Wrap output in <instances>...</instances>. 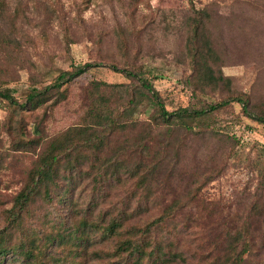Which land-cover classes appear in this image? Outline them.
Here are the masks:
<instances>
[{"label": "trees", "instance_id": "obj_1", "mask_svg": "<svg viewBox=\"0 0 264 264\" xmlns=\"http://www.w3.org/2000/svg\"><path fill=\"white\" fill-rule=\"evenodd\" d=\"M104 1L121 18L96 28L81 18L89 0H70L73 17L61 0H0V135L8 139L0 148V264H264V145L247 157L251 188L228 202L200 195L239 142L219 125L231 103L264 125V99L221 71L229 58L254 56L264 0H188L177 20L142 11L144 0ZM77 34L98 60L69 69L50 60L55 74L45 83L39 43L56 38L68 53ZM166 53L182 67L193 105L167 110L153 88L150 61ZM98 65L123 75L122 96L105 118L82 117L83 88L74 94L69 83ZM20 71L18 99L8 85ZM136 91L148 102L146 119L122 120ZM72 99L73 116L53 127Z\"/></svg>", "mask_w": 264, "mask_h": 264}, {"label": "rangeland", "instance_id": "obj_2", "mask_svg": "<svg viewBox=\"0 0 264 264\" xmlns=\"http://www.w3.org/2000/svg\"><path fill=\"white\" fill-rule=\"evenodd\" d=\"M64 10L70 17L74 16L68 9L70 0H61ZM211 0H191L196 7H201ZM220 7L225 5V1L216 0ZM188 7V0H144L139 8L150 11L157 16L176 17L178 19L181 12ZM223 9L222 11H226ZM81 18L89 26L100 28L101 26L111 27L117 19H120L119 8L116 5H108L104 0H89ZM259 36L260 45L257 47L254 56L237 62V59H228V62L221 67L224 75L231 76L233 83L239 89L251 94L253 98L264 99V25L260 24ZM53 31H57L53 27ZM158 43V41H157ZM165 42H162L164 44ZM56 38L39 43V70L42 80L47 83L51 81L55 72L47 66L49 61L61 69H69L72 65L84 62L97 61V53L94 44L85 39L83 35L77 34L76 41L69 45V52L66 53L60 47ZM161 46V45H160ZM154 78H151L152 86L162 99L167 110L193 105V99L189 92L179 83L182 67L171 60L169 54L163 57L154 55L150 61ZM19 80L9 84L11 93L16 98H21L26 89L25 73L19 72ZM126 79L120 72L114 71L107 66H92L84 73L73 79L69 83L72 93L80 92L83 88L86 105L79 113L86 118L108 116L111 108L122 96L121 83ZM75 98V97H74ZM77 100H70L64 109L54 114L53 127H60L67 123L73 114L72 107L76 106ZM148 102L141 91H136L133 104L122 110L120 118L130 120H145L147 116ZM228 113H223L220 126L222 131L233 133L239 137V142L235 146L233 155L229 158L226 167L220 175L210 181L200 192L203 199L216 202H228L239 194L243 188H251L254 183V171L249 167L248 158L254 159L258 145H264V125L251 121L239 112V105L231 103ZM5 115L4 107L0 103V120ZM25 118L29 121L30 115ZM8 139L4 134L0 135V148H5ZM10 175V173L8 174ZM6 177V176H5ZM6 178H0V184H5Z\"/></svg>", "mask_w": 264, "mask_h": 264}]
</instances>
